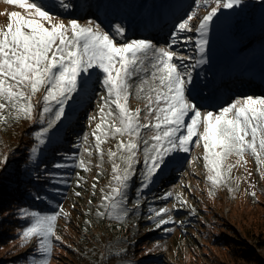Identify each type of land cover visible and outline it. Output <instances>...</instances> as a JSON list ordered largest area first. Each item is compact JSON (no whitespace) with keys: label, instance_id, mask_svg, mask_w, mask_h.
Returning a JSON list of instances; mask_svg holds the SVG:
<instances>
[{"label":"rangeland","instance_id":"obj_1","mask_svg":"<svg viewBox=\"0 0 264 264\" xmlns=\"http://www.w3.org/2000/svg\"><path fill=\"white\" fill-rule=\"evenodd\" d=\"M26 98L29 127L63 146L36 164L9 131ZM0 167L20 186L0 209L10 264H87L81 244L125 264H264V0H0ZM83 188L119 234L80 218ZM197 208L203 247L186 237Z\"/></svg>","mask_w":264,"mask_h":264},{"label":"trees","instance_id":"obj_2","mask_svg":"<svg viewBox=\"0 0 264 264\" xmlns=\"http://www.w3.org/2000/svg\"><path fill=\"white\" fill-rule=\"evenodd\" d=\"M18 106H19V110L10 115L11 118H10L9 131L12 130L11 133H13L14 142L16 141L17 144L21 143L22 136H25L26 140L30 142L29 144L27 143L25 147L28 148L27 152L29 151L28 153H32V155L34 156L33 157V160H35L33 161L35 162L34 164L39 162L41 163L42 161H47L49 157L48 155L51 154V150H52L51 146L53 147L58 146L60 148L63 147L62 145H59V143L62 144V140L61 142L58 143L56 141V138H58V136L45 134L44 133L45 131L41 130V128L44 129L43 127H39V126H35L33 128L29 127L31 123L34 121L35 118L34 113L36 110L32 100L26 98L24 99V103L23 104L18 103ZM81 137L82 136L80 135L79 137L80 142L82 141ZM4 172L6 173V171ZM19 182H23V184L28 183L21 179H19ZM27 185L28 187H25L27 188L26 190H30L31 188L32 191L36 192V190L32 188L31 183H28ZM19 187H20L19 185H16L14 182L6 180L5 176L0 174V209L1 210L6 209L8 204L17 202L19 200V196H17ZM24 198L27 199V196L24 195ZM6 228H10V227L8 226ZM9 230H11V228ZM6 238L7 236L5 235L0 236V247L7 244ZM81 248L85 260L87 259L86 260L87 264H112L113 263L112 259L114 260V258H116V256H112L104 259L101 253L98 254L97 247L94 246L84 247L81 244ZM123 261L124 260L117 261L116 258V262H117L116 264H122L124 263ZM252 261H256V260L253 258ZM10 263H11L10 261L6 260V257H2L0 259V264H10ZM13 263H15V261H13ZM250 264H252V262Z\"/></svg>","mask_w":264,"mask_h":264},{"label":"bare ground","instance_id":"obj_3","mask_svg":"<svg viewBox=\"0 0 264 264\" xmlns=\"http://www.w3.org/2000/svg\"><path fill=\"white\" fill-rule=\"evenodd\" d=\"M158 54L162 55L161 52H159ZM206 55V54H205ZM169 75L165 76L164 81L158 84L159 86H162L165 88V90H167L168 92H171L172 88L171 85L169 84ZM158 82V81H157ZM141 91V89H140ZM196 95L203 101H207V97L205 96V92H198L196 91ZM221 100V98L218 95H215L212 98V105H215L216 103H219ZM173 104L170 106V111L171 113L169 115L166 116V119L168 121V128H174L177 127V123H178V119H179V114L181 113L180 109L176 107V101L173 100L172 101ZM220 108V107H218ZM218 108H214L215 111L218 110ZM205 109V108H204ZM204 111V110H203ZM182 134V132H181ZM179 136V134H178ZM162 185V184H161ZM158 187V189H153L154 191H159L162 190V188H164V184L163 186ZM89 186V184H88ZM261 186H258V191L263 194L264 193V189L262 190L260 188ZM166 190V189H165ZM83 188V190L80 192V194H82V192L86 193V198H87V202L88 205L86 203V205L89 207V209H87L84 213H78L80 218L83 219L85 218V221L89 220L92 223H95L93 226H101L106 224L108 229H113L112 231L118 233L117 229L114 227L115 224L112 223L111 221H108L106 218V209H105V205H106V196L100 191V194H96L94 196V200H96V204L95 203H90L91 199H88L89 196V191ZM151 192V191H150ZM84 199V198H83ZM203 207L204 209H208V211H213L214 209L212 208L211 205L205 204L203 203ZM208 207V208H207ZM129 208H132V206H129ZM139 209V208H138ZM205 211V210H204ZM193 220L196 221V227L199 228L198 231L195 232V234L193 233L190 237L188 235H186V237L188 238H192L194 241L196 240V242H198L199 244H201V247H203V243L205 242L204 237L200 234V230H202L204 226H206L208 224V221L206 219H204V217H202L201 215H203L202 210L200 208H197L196 211H194L193 213ZM139 220L142 221H148L151 226H150V231H149V236L148 237H153V236H161L162 235V228H158V226H153L154 220H155V216L154 213L151 211V209L148 206H144L142 212L139 214ZM106 227V226H105ZM201 227V229H200ZM91 232V230H89ZM119 234V233H118ZM157 234V235H155ZM85 235H88L87 233H85ZM215 245V244H214ZM207 248V247H206ZM123 254V248H119L118 251H116L113 255H116V257L120 254ZM111 255V256H113Z\"/></svg>","mask_w":264,"mask_h":264},{"label":"crops","instance_id":"obj_4","mask_svg":"<svg viewBox=\"0 0 264 264\" xmlns=\"http://www.w3.org/2000/svg\"><path fill=\"white\" fill-rule=\"evenodd\" d=\"M194 222V221H193Z\"/></svg>","mask_w":264,"mask_h":264}]
</instances>
